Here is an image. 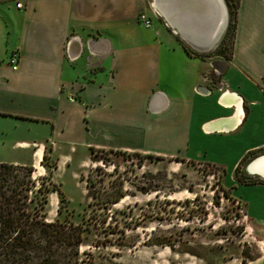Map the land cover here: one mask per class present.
Here are the masks:
<instances>
[{
	"label": "crops",
	"instance_id": "1",
	"mask_svg": "<svg viewBox=\"0 0 264 264\" xmlns=\"http://www.w3.org/2000/svg\"><path fill=\"white\" fill-rule=\"evenodd\" d=\"M17 2L0 0V119L30 136L13 143L31 154L20 166L44 175L47 152L60 162L93 150L218 166L235 199L247 189V216L264 229V187L234 179L264 149V0H239L228 59L183 49L216 50L226 0ZM249 264H264V251Z\"/></svg>",
	"mask_w": 264,
	"mask_h": 264
},
{
	"label": "rangeland",
	"instance_id": "2",
	"mask_svg": "<svg viewBox=\"0 0 264 264\" xmlns=\"http://www.w3.org/2000/svg\"><path fill=\"white\" fill-rule=\"evenodd\" d=\"M224 37L202 59L230 58L231 43ZM208 81L215 80L209 75ZM8 122L0 119V161L29 164L30 152L13 143L30 136ZM50 153L46 173L38 175L39 168L31 173L47 196L45 221L82 230L81 245L76 252L64 248L61 264H249L264 251V229L247 216L242 202L247 189H239L235 199L226 170L218 166L100 150L69 153L71 160L58 162L63 153ZM261 155L264 149L240 161L237 188L236 176L264 187L262 178L246 171Z\"/></svg>",
	"mask_w": 264,
	"mask_h": 264
},
{
	"label": "trees",
	"instance_id": "3",
	"mask_svg": "<svg viewBox=\"0 0 264 264\" xmlns=\"http://www.w3.org/2000/svg\"><path fill=\"white\" fill-rule=\"evenodd\" d=\"M231 1L234 3L230 4ZM226 3L230 20L224 39L230 40L232 49L239 0H226ZM183 49L189 55L207 57L194 53L185 45ZM33 171L32 166L0 162V264H61L58 258L62 250L71 247L70 250L76 252L82 243L79 226L66 228L58 221H45L42 210L47 196L41 187H36L31 176ZM236 179L242 185H253L245 183L242 177L236 176Z\"/></svg>",
	"mask_w": 264,
	"mask_h": 264
},
{
	"label": "bare ground",
	"instance_id": "4",
	"mask_svg": "<svg viewBox=\"0 0 264 264\" xmlns=\"http://www.w3.org/2000/svg\"><path fill=\"white\" fill-rule=\"evenodd\" d=\"M248 166L247 172L264 180V155H261Z\"/></svg>",
	"mask_w": 264,
	"mask_h": 264
},
{
	"label": "built area",
	"instance_id": "5",
	"mask_svg": "<svg viewBox=\"0 0 264 264\" xmlns=\"http://www.w3.org/2000/svg\"><path fill=\"white\" fill-rule=\"evenodd\" d=\"M16 7L17 8H21L22 7L21 0H18V2L16 3ZM139 21L146 27L151 26V21L146 17L145 14H141L139 16ZM18 62H19V55L17 53H13L11 55L10 59H9V64L12 66L13 70L17 69Z\"/></svg>",
	"mask_w": 264,
	"mask_h": 264
},
{
	"label": "water",
	"instance_id": "6",
	"mask_svg": "<svg viewBox=\"0 0 264 264\" xmlns=\"http://www.w3.org/2000/svg\"><path fill=\"white\" fill-rule=\"evenodd\" d=\"M254 160H255V159H254ZM252 162H253V161H252ZM252 162H251V163H252ZM251 163H250V164H251ZM250 164H249V165H250ZM249 165H248V166H249ZM247 169H248V167L246 168V171H247Z\"/></svg>",
	"mask_w": 264,
	"mask_h": 264
}]
</instances>
